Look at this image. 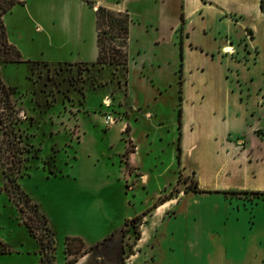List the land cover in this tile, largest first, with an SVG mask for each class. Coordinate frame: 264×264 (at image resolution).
Here are the masks:
<instances>
[{
    "label": "crops",
    "instance_id": "obj_1",
    "mask_svg": "<svg viewBox=\"0 0 264 264\" xmlns=\"http://www.w3.org/2000/svg\"><path fill=\"white\" fill-rule=\"evenodd\" d=\"M260 4L22 0L4 13L8 41L23 60L92 67L99 57L97 7L128 16L124 74L116 69L113 80L112 67H102L96 74L103 82L91 87L101 101L113 92L114 110L125 113L105 129L117 126L127 137L108 155L110 167L117 160L108 174L122 179L126 213L105 237L179 187L180 174L192 176L200 191L177 188L153 208L124 264H264ZM81 111H89L85 103Z\"/></svg>",
    "mask_w": 264,
    "mask_h": 264
},
{
    "label": "rangeland",
    "instance_id": "obj_2",
    "mask_svg": "<svg viewBox=\"0 0 264 264\" xmlns=\"http://www.w3.org/2000/svg\"><path fill=\"white\" fill-rule=\"evenodd\" d=\"M99 30L102 45L110 54L122 40L113 23L102 15ZM106 66L112 67L113 80L118 79L116 69L124 74L123 64L113 63L92 67L22 60L2 66V78L11 88L18 121L14 134L8 137L0 123V264H41L40 244L21 221V215L30 211L25 205L24 212L19 211L23 202L17 195L16 200L10 199L5 187L3 170L11 164L10 149L17 146L22 148L21 162L11 165H18L13 174L48 217L54 232V264H63L70 257L64 252L67 235L82 237L85 247L95 243L81 264H124L133 251L137 241L134 229L141 225L138 222L123 224L105 237L113 226L122 224L126 213L122 179L108 174L118 169L117 160L110 167L108 155L120 149V137L127 141L117 127L125 113L117 114L116 106L117 126L106 131L101 116V110L107 109L102 105L103 94L91 88L103 82L96 70ZM119 82L123 86L124 78ZM106 97L114 105L119 101L113 92ZM84 103L89 108L87 113L81 111ZM109 140L114 149L108 147ZM186 186H194L192 176H182L177 188ZM44 238L49 243L45 232ZM75 245L77 249L79 243ZM52 253V249L47 250L44 264Z\"/></svg>",
    "mask_w": 264,
    "mask_h": 264
},
{
    "label": "trees",
    "instance_id": "obj_3",
    "mask_svg": "<svg viewBox=\"0 0 264 264\" xmlns=\"http://www.w3.org/2000/svg\"><path fill=\"white\" fill-rule=\"evenodd\" d=\"M22 0H0V123L3 127V132L6 134V137L11 136L14 134V130L16 128V123L18 121V110L15 106V103L12 99V91L9 85L3 80L1 68L4 64L19 62L22 61V57L20 55L19 50L8 41L7 33H6V25L4 23V13L11 9V7L16 3H21ZM91 3V2H90ZM261 7L263 8V0H261ZM104 16L107 22L113 23L116 27V31L118 33L119 38L122 40L119 44L113 46V53L109 54L108 50H106L101 41L100 37V17ZM96 24L98 29V45H99V57L96 64H123L124 68L126 69L127 65V52H126V39H127V32H128V16L122 12H114L109 9H106L102 6H98L96 9ZM108 56L110 58H108ZM128 130V127H126ZM130 144H128L127 151L129 152L132 150ZM21 147H15L10 149V160L11 164L3 170L4 178H5V187L7 191L10 193V199L16 200V195L18 196L17 199L22 201L23 203L19 205V211L24 212L23 205H25L29 209V214L26 216L21 215V221L26 226L28 232L37 239L40 244V253H41V264L45 263L44 255L46 254L47 250L52 249L53 253L48 255L47 264H54V232L49 225L48 217L45 215L44 212L41 211L39 205L33 201V199L21 188L20 184L17 182L16 176L13 174L14 168H17L18 165L14 166V162L19 164L21 162ZM1 157V155H0ZM1 160V159H0ZM12 165V166H11ZM182 175H179L178 181L181 180ZM185 190H193V191H200L196 187V182H194L193 187L186 186ZM178 192L176 186H174L168 194L160 195L158 199L147 209H145L142 213L136 215L132 219H127L124 221V224L128 222H138L142 224L144 222V217L157 205L170 199L173 197L174 194ZM136 227L134 229L135 232V239L137 240L140 237V229ZM39 231V232H38ZM41 231V232H40ZM47 233L49 236L48 242L45 243L44 232ZM113 234V233H112ZM111 234V235H112ZM79 243L77 246L75 243ZM100 242V241H99ZM91 244L89 247H85V241L80 236L76 235H67L65 237V244H64V252L65 254L70 255L67 259L65 264H72L78 261L79 256H82L92 250L95 246ZM82 246L83 249H80ZM80 250V251H79ZM132 252V250H130Z\"/></svg>",
    "mask_w": 264,
    "mask_h": 264
},
{
    "label": "built area",
    "instance_id": "obj_4",
    "mask_svg": "<svg viewBox=\"0 0 264 264\" xmlns=\"http://www.w3.org/2000/svg\"><path fill=\"white\" fill-rule=\"evenodd\" d=\"M230 50H231V48H230ZM102 105L105 108H107V109H103V111H101V116H102L103 124H105V127H108L110 124L114 123L116 120V116H114V112H115L114 111V104L112 103V100L110 97H106L103 100Z\"/></svg>",
    "mask_w": 264,
    "mask_h": 264
}]
</instances>
